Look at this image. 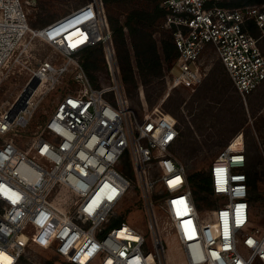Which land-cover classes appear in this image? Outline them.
Here are the masks:
<instances>
[{
    "label": "built area",
    "instance_id": "1",
    "mask_svg": "<svg viewBox=\"0 0 264 264\" xmlns=\"http://www.w3.org/2000/svg\"><path fill=\"white\" fill-rule=\"evenodd\" d=\"M218 1L161 0L181 69L172 77L176 86L197 87L202 56L211 49L245 98L264 84V3L230 8ZM105 7L103 0H88L33 28L24 0H0V74L29 39L56 50L33 68L30 81L40 83L26 107L15 116L16 103L0 112V138L25 128L66 77L77 84L66 89L28 148L13 137L0 143V253L9 264H19L33 247L52 251L65 264H167L171 234L186 264H264L245 134L231 138L211 162L215 205L203 214L184 158L175 151L180 121L162 105L143 115L133 106ZM98 45L109 77L101 86L82 62V52ZM135 182L145 199L146 230L125 219L112 223Z\"/></svg>",
    "mask_w": 264,
    "mask_h": 264
},
{
    "label": "rangeland",
    "instance_id": "2",
    "mask_svg": "<svg viewBox=\"0 0 264 264\" xmlns=\"http://www.w3.org/2000/svg\"><path fill=\"white\" fill-rule=\"evenodd\" d=\"M27 6L31 27L37 28L48 24L68 12L70 9L86 3L88 0H24ZM106 15L111 26L115 18L125 19L128 10L134 6H146V0H125L107 2ZM232 8V7H230ZM170 30L165 27L164 19L154 30L161 62L162 74L145 82L139 68L130 37L127 33L128 48L135 70L136 86L127 92L133 106L140 115L152 112L156 106L162 105L175 114L180 121L181 133L176 144L177 156L184 158L187 172H208L211 162L223 146L239 132L246 137L249 164H257L258 179L255 181L254 222L264 229V84L256 91L243 98L236 90L233 81L222 62L211 49L202 56L203 77L199 85L187 87L171 85L172 74H180L181 69L175 65V59L169 62L162 49L163 33ZM22 47V53L13 56L0 74V112L16 103L28 88L32 70L56 50L40 41L29 39ZM118 50V49H117ZM119 57V55H118ZM120 63V59H119ZM121 65V64H120ZM122 69V68H121ZM95 86L109 83L103 53L100 54V66L93 70ZM123 76V74H122ZM124 79V77H123ZM76 88L71 77H66L55 90L45 95L36 108L29 124L17 135L13 132L0 138V143L7 137H13L18 146L28 148L33 142L48 116L53 113L58 100L66 89ZM126 171V170H125ZM131 175V173L129 172ZM256 185V184H255ZM134 188L118 208L112 223L120 224L121 220L147 229V210L144 196L135 182ZM196 195V204L203 214L215 205L213 196L208 192L191 186ZM158 210L162 225L169 231V221L163 211ZM166 243L167 264H186L179 243L169 234ZM65 264L55 253L41 248H30L20 259L19 264ZM253 264H263L256 260Z\"/></svg>",
    "mask_w": 264,
    "mask_h": 264
},
{
    "label": "trees",
    "instance_id": "3",
    "mask_svg": "<svg viewBox=\"0 0 264 264\" xmlns=\"http://www.w3.org/2000/svg\"><path fill=\"white\" fill-rule=\"evenodd\" d=\"M107 2H118L125 0H106ZM146 6H134L127 11L124 20L115 18L111 21V28L118 49V55L122 68V74L127 84L128 90L136 86L135 70L128 48L127 37L124 28L129 29L130 37L134 47L137 66L145 82L152 77L162 74V62L159 47L154 37V30L168 13L167 8L161 4V0H146ZM264 3V0H219L218 4L224 7H239L248 4ZM170 30V29H169ZM162 49L166 59L171 62L178 56L173 32L170 30L163 33ZM101 46L88 48L82 52V62L86 71L93 82L96 79L93 70L100 66ZM94 83V82H93ZM131 99V98H130ZM257 164L248 168L251 182L256 183L258 179ZM129 173V171H126ZM131 173V172H130ZM187 177L191 186H196L201 190L211 193L210 179L208 172H187ZM194 192V191H193ZM254 195V197H253ZM196 201V195L194 193ZM255 194L251 190V202L254 203ZM68 264V263H67Z\"/></svg>",
    "mask_w": 264,
    "mask_h": 264
},
{
    "label": "water",
    "instance_id": "4",
    "mask_svg": "<svg viewBox=\"0 0 264 264\" xmlns=\"http://www.w3.org/2000/svg\"><path fill=\"white\" fill-rule=\"evenodd\" d=\"M39 83L40 80L38 78H33L29 82L28 84L29 86L26 89L25 93L22 94V96L19 98V100L16 102L14 106V116L18 114L20 110L26 107L28 98L32 95L33 91L36 89Z\"/></svg>",
    "mask_w": 264,
    "mask_h": 264
},
{
    "label": "bare ground",
    "instance_id": "5",
    "mask_svg": "<svg viewBox=\"0 0 264 264\" xmlns=\"http://www.w3.org/2000/svg\"><path fill=\"white\" fill-rule=\"evenodd\" d=\"M176 79L173 78L172 80V87L173 86H176V83H175ZM190 87H193V86H190ZM131 100V99H130ZM157 186V179H154L153 180V189L155 190V192H157V190L155 189V187ZM4 260V262H6L7 264L11 263V258H9V256L7 254H5L4 252L3 253H0V260ZM9 262V263H8Z\"/></svg>",
    "mask_w": 264,
    "mask_h": 264
},
{
    "label": "crops",
    "instance_id": "6",
    "mask_svg": "<svg viewBox=\"0 0 264 264\" xmlns=\"http://www.w3.org/2000/svg\"><path fill=\"white\" fill-rule=\"evenodd\" d=\"M250 166H251V163L249 164V167H248V168H250ZM250 184H251V190L253 191L254 194L257 195V191H256V189H255V187L257 186V183H254V182H251V181H250ZM255 184H256V185H255ZM253 197H254V195H253Z\"/></svg>",
    "mask_w": 264,
    "mask_h": 264
}]
</instances>
